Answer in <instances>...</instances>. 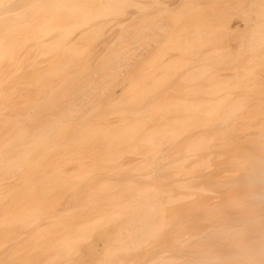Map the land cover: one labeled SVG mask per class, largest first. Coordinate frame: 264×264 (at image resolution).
Listing matches in <instances>:
<instances>
[{
  "label": "bare ground",
  "instance_id": "obj_1",
  "mask_svg": "<svg viewBox=\"0 0 264 264\" xmlns=\"http://www.w3.org/2000/svg\"><path fill=\"white\" fill-rule=\"evenodd\" d=\"M177 1L169 11L165 0H35L21 8L0 0L8 8L0 10V84L22 69L35 71L24 86L0 88L3 96L18 90L24 98L17 106L9 97L0 103V264H133L136 258L128 256L143 252L134 264H264V0L238 2L223 12L224 0H212L213 13L199 0ZM42 13L45 18L38 19ZM232 13L245 25L236 35L238 46L221 51L228 31L223 21ZM15 28L33 29L12 39L20 45L16 57L18 49L6 40ZM104 34L111 35L102 42ZM58 47L60 58L46 66L44 58L35 62L34 56ZM172 50L182 57L168 58ZM28 52L34 56L25 64L31 65L22 66ZM82 58L96 65L77 74ZM139 68L140 80L130 81ZM182 68L178 88L183 85L186 96L148 100ZM68 69L75 76L62 82ZM115 86L129 87L117 103L122 112L109 115L118 119H93L103 102L116 103ZM162 110L178 116L149 126ZM252 123L258 130L245 144L247 156L235 150L244 163L221 174L222 181L240 185L237 199L210 202L218 204L195 214L204 223L196 228L201 231L180 233L177 227L168 242L172 250H146L178 220L170 219L169 210L188 211L196 196L220 194L221 178L210 179L214 161L223 158L217 144L228 141V132L245 136ZM199 126L203 130L193 132ZM185 134L189 139L178 143ZM114 141L125 143V151H115ZM141 148L143 157L126 166L124 155ZM133 169L138 179L122 180ZM164 178L169 189L160 187ZM81 186L93 188L83 196ZM100 200L108 203L96 209ZM96 236L108 241L103 254L91 243Z\"/></svg>",
  "mask_w": 264,
  "mask_h": 264
},
{
  "label": "rangeland",
  "instance_id": "obj_2",
  "mask_svg": "<svg viewBox=\"0 0 264 264\" xmlns=\"http://www.w3.org/2000/svg\"><path fill=\"white\" fill-rule=\"evenodd\" d=\"M35 0H13V3H12V7H15V8H21V7H23L24 5H29V4H32L33 2H34ZM176 1L177 0H165V2L167 3V5L168 4H170L169 6H167L168 7V10L170 11V10H173L174 9V6H176L177 4H176ZM221 1V0H220ZM223 1V0H222ZM178 2V1H177ZM199 2H202L203 4H202V8L205 10V9H207L208 7H212V6H214L212 3V0L210 1V0H199ZM205 2H208V5L205 3ZM210 2V3H209ZM212 2V3H211ZM219 1L218 0H216V3H218ZM240 3L241 5H243V6H247V4H248V0H227V2H225V0H224V3L223 2H219V3H221L222 4V6H221V8L220 7H218V4L216 5L217 7H218V10L220 11V9H221V11L220 12H223V7H224V10L225 9H227V8H229V7H232V5H234L235 3ZM173 3V4H172ZM215 3V2H214ZM215 3V4H216ZM176 4V5H175ZM210 4V5H209ZM172 5V6H171ZM174 5V6H173ZM170 7V8H169ZM207 7V8H206ZM210 7V8H211ZM227 7V8H226ZM171 8H173V9H171ZM214 8H216L215 6H214ZM220 8V9H219ZM0 10H3V11H5V10H8V8L6 7V6H2V7H0ZM167 10V11H168ZM216 10V9H215ZM151 11V10H150ZM168 11V12H169ZM210 11V12H209ZM176 12H177V10H176ZM206 12H209V13H213V11H211V9L209 10V8H208V10H206ZM216 12H218V11H216ZM207 14V13H206ZM215 14V13H214ZM45 14L44 13H42V14H39L37 17H38V19H41V18H45ZM213 15H211L210 16V14H209V17H212ZM226 17H228V18H224V21H223V23H225L224 25H225V31H227V34L225 35V39L223 40V42H222V44H221V46H222V50L221 51H226V49L228 50V48H229V50L228 51H231V49L232 50H234L235 49V45H237L238 46V44H236L237 43V41H236V35L238 34V32L243 28V26L245 25V22L243 21V19H242V17L240 16V15H238V14H235V13H232V14H230V16H226ZM136 22H138V21H136ZM220 24V23H219ZM219 24H217L218 25V27L217 28H219L220 26H219ZM113 28H115V27H113ZM17 28H15L14 29V31H13V33L12 34H10V35H6L7 37H6V40H7V42L8 43H11V44H14V48L15 49H18V53H16L15 54V57L16 56H18V55H20V45H19V42L17 43V42H14L12 39L14 38V37H16V35L19 33V34H21L24 38L25 37H27L28 36V34L33 30L32 28H29V29H25V28H22V29H20V31L18 32L17 30H16ZM107 34V33H106ZM106 34H104L102 37V39H101V41L103 42V39L105 40V37L107 38V36H110V35H107L106 36ZM99 44H101V43H99ZM215 45H217V44H215ZM220 46V45H219ZM99 47L101 48V47H104L103 46V43H102V45H99ZM113 47H115V44H113L112 46H111V48H113ZM99 48V49H100ZM109 48L110 47H107V50H109ZM156 48V47H155ZM104 49V48H103ZM224 49V50H223ZM237 49V48H236ZM206 50V49H205ZM60 51V47H58V48H56V51L54 52V54H47V55H45V56H41V55H36V56H34V55H31L30 54V52H28L27 54H25V55H23L22 56V60H21V64H22V66L23 65H31V64H25V62H26V60L28 59V58H31V57H33L34 56V58H35V62L37 61V60H39V59H41V58H44L45 60H44V63H43V66H46V65H48V63H49V61L51 62V61H53V59L54 58H60V56L61 55H56L55 53L56 52H59ZM220 51V52H221ZM40 53V52H39ZM146 53V52H145ZM51 55V56H50ZM168 58L170 57V59L172 58V59H180L181 57H178V56H180V54H179V52H177V51H175V50H172V51H170V52H168ZM148 56V55H147ZM143 57H146V56H142V57H140V60L139 61H137L136 62V64L138 63V62H141V59L143 60ZM46 58H48V59H46ZM169 59V60H170ZM144 60H145V58H144ZM13 62L12 61H7V63L5 64V66H4V68H3V71H5V69L6 68H10V66H11V64H12ZM143 62H141L140 63V65L142 64ZM95 62L94 63H92V64H86V61H85V59L84 58H82L80 61H79V63L77 64V70H80V72H76L77 74L79 73H81V74H83V73H85L88 69H92V68H94L95 67ZM139 65V64H138ZM141 69L142 68H139V70L137 71V73L136 74H132L134 77L133 78H131V79H129L130 81H139L140 80V74L142 73L141 72ZM185 68H182V69H180V70H178V72L177 73H179V72H181L182 73V70H184ZM181 73H179V74H176V75H178V76H176V75H174L173 76V78L172 79H169L168 81H166L164 84H163V86H161V87H159V88H157V90L155 91V93H150L149 95H148V100L149 99H151L154 95H159L160 94V97L161 98H165V97H182V96H186L185 95V92H186V90L181 86V90L178 88V87H180V84L179 83H181L182 84V82H180L181 80H182V78H180L179 79V76H180V74ZM35 76V71L34 70H24V69H22L21 71H19V73L15 76V75H13V76H9V78H7V79H5V80H3L2 81V83L0 84V88H2V87H4V86H6L8 83H14V84H16L17 86H24V83H25V81L26 80H29V79H31L32 77H34ZM75 76V74L73 73V72H71L69 69L68 70H65L63 73H62V76L60 77V80L62 81V82H68L72 77H74ZM178 78V79H177ZM177 79V81H175ZM180 80V81H179ZM177 84V86H176V84ZM201 84V83H200ZM176 87H175V86ZM122 86H115V88H114V93H115V95H116V97H117V95H118V97H117V100H116V103H113L112 102V100L113 99H108V100H106L105 102H103L101 105H100V107H99V109H98V111H99V114H98V116H95L93 119H95V120H100V119H102L103 117H105V116H109L112 112H115V113H120V112H122V111H119L117 108H119L118 107V104L117 103H120V101L123 99V97H125L127 94H128V91H129V87H127L126 89H124L123 87V90H122V88H121ZM183 88V89H182ZM186 88V87H185ZM7 93L9 94L8 96H7V94L5 95V96H3V93L2 92H0V103H1V101L2 100H4V97H9V98H11L12 99V101L10 102V105H12V106H17V105H20L22 102V100L24 99V98H22V97H20V95H19V92H18V90H9V91H7ZM113 93V94H114ZM117 93V94H116ZM119 93V94H118ZM120 93H121V95H120ZM126 93V94H125ZM183 93V94H182ZM114 95V96H115ZM18 98V99H17ZM148 106V105H147ZM135 106H131V108H134ZM141 109H140V111L141 110H144L145 109V106L143 107V105H141V107H140ZM97 111V112H98ZM135 112H137V111H135ZM129 113H126V115H128ZM174 116H178L177 115V113H173V112H171V111H168V110H162L161 111V114H160V116H154L153 117V119L151 120V122L148 124L149 126H162V125H164L165 123H167V121H168V119H171L172 117H174ZM118 117L119 116H115V117H113V116H109V118H110V120L111 121H115V120H117L118 119ZM133 119H135V118H133ZM83 122V124H85L86 122V124L83 126V127H86L87 125H88V121L87 120H82ZM254 123H252L251 125L253 126V128H247L248 129V131H247V133H245V136H244V132L242 133L243 134V136H240L239 134H241V133H237L236 134V136H235V134H233L232 133V135L233 136H231V134H229V132L227 133V136L225 137V140L227 141V142H225V140H224V142H225V144H223V142H221V143H219V144H217L218 146H217V149H219V150H216L215 152H222V154L224 155H222V157L223 158H219V161H214V163H216L215 165H216V167H215V169L213 170V171H211L210 172V179L213 181V179H217L218 177H220L221 178V174H224V172L226 171H230V164H235V163H237V162H243L244 163V159H243V161H242V159H241V157L239 158V156H243V154L245 153V154H247V152L245 151V149L247 150L248 148L246 147V145L245 144H247V146H248V143H247V141H248V139L252 136V134H253V132L255 131L256 132V130L255 129H257L258 130V128H257V125H256V127H254V125H253ZM247 124H245V127H247L246 126ZM148 127V126H147ZM251 127V126H250ZM255 128V129H254ZM203 130V127H197V128H194L193 129V132H194V130H196V131H202ZM195 131V132H196ZM204 132V131H203ZM189 135V134H188ZM239 135V136H238ZM188 136H186V134L185 135H183L177 142L178 143H180V142H182L183 140H185V138H187ZM187 139H189V138H187ZM261 140H263V139H261ZM189 141V140H188ZM264 141V140H263ZM177 142H176V144H177ZM185 142H186V140H185ZM184 142V143H185ZM188 143V142H187ZM261 143V142H260ZM259 143V144H260ZM113 145H114V150L115 151H125L124 150V147H123V145H125V143H121V141H114L113 143H112ZM181 144V143H180ZM179 144V145H180ZM223 144V145H222ZM240 144H242V145H240ZM264 144V143H263ZM183 145V144H182ZM186 145V144H185ZM185 145H183V146H185ZM236 145H238V146H236ZM220 146V147H219ZM236 148L238 149V150H236ZM241 148V149H240ZM214 149H216V148H214ZM139 150V149H138ZM239 151L240 153H238V154H241V155H238L237 154V152L236 151ZM242 150V151H241ZM140 151H143V149L141 148L138 152H136V153H129V154H126V156L124 155V157H123V159L125 160V161H123V162H125V165L126 166H131V165H134V164H136V162H137V160L138 159H141V157H143L140 153ZM213 152H214V150H213ZM236 152V153H235ZM244 152V153H243ZM89 153L91 154V155H93V154H97V152L95 151V150H90L89 151ZM143 153V152H142ZM243 153V154H242ZM214 154V153H213ZM234 154H237L238 155V157L237 158H235L236 156L234 155ZM244 154V156H247V155H245ZM99 156H103V152L102 151H100L99 152V154H98ZM182 155V154H181ZM215 155H216V153H215ZM215 155L213 156V159H215L216 157H215ZM233 156H235V157H233ZM215 157V158H214ZM244 158V157H243ZM137 159V160H136ZM238 159V160H237ZM136 160V161H135ZM218 160V159H217ZM235 160V161H234ZM240 160V161H239ZM232 161V162H231ZM134 163V164H133ZM128 164V165H127ZM131 164V165H130ZM213 167V168H214ZM195 173H196V171H195ZM191 174V173H190ZM193 174V173H192ZM200 174V172L197 174H194V176H198ZM241 173L239 172V174L237 175V176H239ZM139 175V173H138V171H136V170H131V171H129V172H126L125 174H123L121 177H122V180H125L126 178H132V179H138V176ZM168 177H170L169 175H167ZM212 176V177H211ZM214 176H216V177H214ZM241 176V175H240ZM222 178H223V176H222ZM222 178L221 179H218V181L217 182H219V180H221V182H223V184H222V186H217L216 187V189L217 190H220V187H222L221 188V190H220V194H219V191H217L216 192V195L218 194L219 196H217L216 197V195H215V192L214 193H211L209 196H210V198L212 197V199L214 200H210V198H206V196L205 197H203V195L202 196H196L195 198H198V200L197 199H195L196 201H194V202H196V203H192V204H190V205H187L186 207L188 208L189 206H191V207H189L190 209H188V211H187V209L185 208V206H184V208L182 207V208H174L175 209V211L173 212L172 211V209L171 210H169V214L168 215H171V217H170V219H172V220H177V221H175L174 223H175V225H173V223H172V225L170 226V228H175L174 230H170V228H169V233H168V235L166 234V232H165V237L163 236L162 238H160V239H158L157 240V242H156V244L155 245H153V246H150V247H148L146 250H148V251H152V252H156V251H161L162 249L163 250H172V249H169V246H168V242L169 243H172L173 242V235H176L177 233H176V230H177V227H179V230H180V233L182 232H184V231H187L186 233L187 234H191L190 233V229H194V230H196L197 232L198 231H201V230H197V229H199V228H197V227H202L203 225H204V223H203V225H201L202 223L200 222V225H199V222L197 221V218H198V216H196L195 214H204L205 212H207V211H209L210 209H209V207L210 206H212L213 207V205H217L219 202V199H221V200H223L224 198H226L225 200H232V199H235L237 196H239V195H237V194H240V191H239V189H238V186H240V185H238L237 183H236V181H235V183H233V182H231L232 180L231 179H227V180H225L224 181V179H223V181H222ZM231 180V181H230ZM163 182L165 183L164 185H162V186H160V187H163L164 189H167V188H165L166 186H167V182H168V180H166V178H164L163 179ZM216 182V181H215ZM228 183V184H227ZM227 185V186H226ZM82 188L79 190V192L80 193H83V191H84V188H85V193H84V195L83 196H86L85 194H87L88 193V191H89V189L90 188H93V187H89V186H81ZM158 187V186H157ZM173 187V186H172ZM172 187H170V189H175V188H172ZM175 187V186H174ZM162 188V189H163ZM219 188V189H218ZM82 189H83V191H82ZM169 189V188H168ZM247 189V188H246ZM86 191H87V193H86ZM228 191V192H227ZM221 192L224 194H221ZM134 193V192H133ZM212 195V196H211ZM223 195V196H222ZM208 195H207V197H209ZM213 197H215V199L213 198ZM228 197H230V198H228ZM223 198V199H222ZM237 199V198H236ZM221 200H220V202H221ZM210 202H218V203H214L213 205H210ZM108 202H106V200H100V202H99V204H98V206H96V209H98V208H100L101 206H103L104 204H107ZM211 203V204H212ZM207 204H209V207L207 206ZM205 207H208V210L205 208ZM217 207V206H216ZM173 209V210H174ZM181 209H186L185 211H183V210H181ZM204 209L205 210H207V211H205V212H203L204 211ZM214 209V208H213ZM216 209V208H215ZM215 209L213 210V211H215ZM191 210V211H190ZM171 211V212H170ZM186 211H187V213H186ZM184 212V213H183ZM189 213V214H188ZM172 214H175V215H173L172 216ZM184 214H186V215H184ZM190 215L189 217H188V215ZM192 215H194V216H192ZM185 216H187V217H185ZM202 216V215H201ZM183 217H185V218H183ZM191 217V218H190ZM200 217V216H199ZM194 218H196L194 221L196 222L197 221V224H198V226H197V224H196V226H195V222L194 221H192ZM186 219H188L187 221H189L188 223L186 222L185 223V221H186ZM189 219H191V221L189 220ZM181 220V225L183 226V227H185V226H191V227H189V229L188 230H186V229H184L181 225L180 226H177V224H179L180 221ZM183 220V221H182ZM198 220H200V218L198 219ZM201 221V220H200ZM177 222H179V223H177ZM191 222V223H190ZM194 222V223H193ZM185 224H187V225H185ZM110 225H112V224H108L107 225V227H111ZM114 225H112V227H113ZM187 226V227H188ZM112 227H111V229L110 230H112ZM114 229H115V231H116V229H117V227H113ZM197 228V229H196ZM179 230H178V233H179ZM112 231H114V230H112ZM112 231H110V232H112ZM173 233V235H172V233ZM114 233V232H113ZM113 233H112V235H113ZM179 233V234H180ZM101 234V233H100ZM99 234V235H100ZM169 234L171 235L170 237H169ZM98 235V236H99ZM98 236H96L94 239H92V241H91V243L93 244V247H96V248H94L95 250H97V252H99L98 254H101V251H102V254H103V252H104V248H105V245L103 246V244H106L103 240V238H102V241H101V237H98ZM168 236V237H167ZM173 236V237H172ZM171 237H172V240H171ZM163 240V241H162ZM165 241V242H164ZM174 241H175V239H174ZM100 243V244H99ZM99 246V247H98ZM167 246H168V248H167ZM102 248V250H100L101 248ZM100 248V249H99ZM98 249H99V251H98ZM176 249V248H175ZM138 254H140V253H138ZM137 254V255H138ZM142 254V253H141ZM140 254V255H141ZM144 254H145V252H143V255H142V257L144 256ZM136 254L135 255H133L134 257L132 258V257H130V256H128L129 258H131L132 260L134 259V258H136V262L137 261H139L138 259L141 257L140 255H138L137 256ZM132 256V255H131ZM149 256V255H148ZM147 256V257H148ZM100 257V256H99ZM127 257V258H128ZM141 257V258H142ZM145 257V256H144ZM146 257V258H147ZM86 260V259H85ZM94 260V259H93ZM92 261V260H91ZM89 262L88 264H92L94 261H92V262ZM134 260H133V264L134 263H136ZM138 263H140V262H138ZM137 263V264H138ZM94 264H96L95 262H94Z\"/></svg>",
  "mask_w": 264,
  "mask_h": 264
}]
</instances>
